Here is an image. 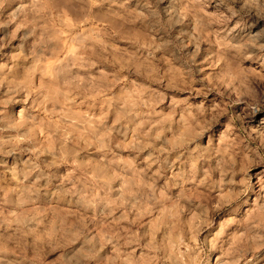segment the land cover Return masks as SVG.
Masks as SVG:
<instances>
[{"label":"clouds","instance_id":"clouds-1","mask_svg":"<svg viewBox=\"0 0 264 264\" xmlns=\"http://www.w3.org/2000/svg\"><path fill=\"white\" fill-rule=\"evenodd\" d=\"M0 264H264V0H0Z\"/></svg>","mask_w":264,"mask_h":264}]
</instances>
